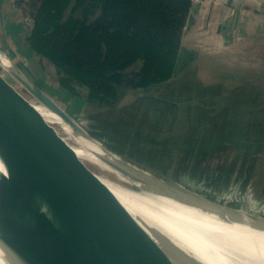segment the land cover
Returning a JSON list of instances; mask_svg holds the SVG:
<instances>
[{"label":"rangeland","instance_id":"374dc122","mask_svg":"<svg viewBox=\"0 0 264 264\" xmlns=\"http://www.w3.org/2000/svg\"><path fill=\"white\" fill-rule=\"evenodd\" d=\"M12 1L24 13L22 34L6 30L0 20L2 51L77 123L79 133H87L141 176L108 162L87 161L96 173L143 197L179 204L186 196L207 205V212L220 208L264 219V43L260 39L234 42L237 46L219 52L184 41L177 75L170 81L154 92H134L121 107H91L59 92L54 64L19 40V35H27L32 18L24 11L28 0ZM195 1L225 4L230 15L249 5L256 7V0ZM0 70L36 102L9 71ZM57 128L78 145V139ZM236 261L231 264H242Z\"/></svg>","mask_w":264,"mask_h":264},{"label":"water","instance_id":"95a60500","mask_svg":"<svg viewBox=\"0 0 264 264\" xmlns=\"http://www.w3.org/2000/svg\"><path fill=\"white\" fill-rule=\"evenodd\" d=\"M13 65L6 70L36 102L0 70V158L6 168L0 175V241L24 264H175L34 103L79 132L77 123ZM185 251L179 255L184 264H203Z\"/></svg>","mask_w":264,"mask_h":264},{"label":"trees","instance_id":"16d2710c","mask_svg":"<svg viewBox=\"0 0 264 264\" xmlns=\"http://www.w3.org/2000/svg\"><path fill=\"white\" fill-rule=\"evenodd\" d=\"M26 6L32 25L19 40L54 64L58 91L107 108L177 75L193 0H28Z\"/></svg>","mask_w":264,"mask_h":264},{"label":"bare ground","instance_id":"6f19581e","mask_svg":"<svg viewBox=\"0 0 264 264\" xmlns=\"http://www.w3.org/2000/svg\"><path fill=\"white\" fill-rule=\"evenodd\" d=\"M0 62L5 69L14 68L1 51ZM34 105L46 121L62 126L70 137L83 143L78 140V145L71 143L80 158L91 161V164L105 165L106 162H112L140 176L137 170L128 168L93 139L76 131L56 111L43 104ZM4 173L6 168L0 158V175ZM100 178L175 264H184L179 256L182 250L197 257L203 264H231V260L242 264H264V222L244 212L230 213L214 209L207 212V205H201L200 201L187 199L186 196L179 204L167 198L143 197L109 179ZM174 193L181 195L180 192ZM0 264L24 263L0 241Z\"/></svg>","mask_w":264,"mask_h":264},{"label":"crops","instance_id":"0c3cea01","mask_svg":"<svg viewBox=\"0 0 264 264\" xmlns=\"http://www.w3.org/2000/svg\"><path fill=\"white\" fill-rule=\"evenodd\" d=\"M259 2L258 0L254 4L256 7L249 5L230 15L225 4L199 3L193 0L182 45L184 41H188L194 45H204L201 46L204 51L219 52L237 46V44L233 45L234 42H250L255 38L260 39L263 44L264 3ZM23 16L24 13L15 1L9 0L5 3V0H2V20L5 22L6 30L15 33L16 36L19 34L18 31L21 33Z\"/></svg>","mask_w":264,"mask_h":264}]
</instances>
